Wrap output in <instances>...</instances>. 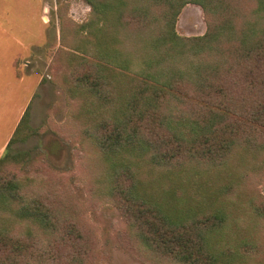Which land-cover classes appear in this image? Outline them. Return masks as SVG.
I'll return each instance as SVG.
<instances>
[{
  "label": "rangeland",
  "instance_id": "obj_1",
  "mask_svg": "<svg viewBox=\"0 0 264 264\" xmlns=\"http://www.w3.org/2000/svg\"><path fill=\"white\" fill-rule=\"evenodd\" d=\"M254 5L251 0L245 8ZM92 18L87 0H0V157L30 107L29 134L11 147L17 155L27 154L6 162L4 176L18 180L26 199L39 198L52 206L60 221L59 229L46 232L33 222L17 220L12 206L0 210V227L30 245L22 264H183L142 236V218L137 219L125 197L131 184L125 182L121 165L125 158L118 159L98 139L105 131L97 124L108 119V109L92 119L85 114L87 104L100 102L98 94L74 81V75L91 70L80 66V56L94 63L100 60L91 53L113 48L111 34L88 36L82 28ZM207 28L203 8L188 3L178 17L177 32L192 37ZM89 38L88 50L83 42ZM105 62L109 64L107 58ZM193 92L196 96L186 95L181 103L172 98L164 110L175 117L181 110L199 114L203 94ZM232 116L243 118L234 112ZM243 138L223 164L203 159L188 160L179 169L136 164L142 188L180 206L185 219L210 217L218 223L214 213L225 216L222 226L208 232L223 264H264V125L252 135L249 149ZM167 191L174 193L169 197ZM72 224L79 234L69 229Z\"/></svg>",
  "mask_w": 264,
  "mask_h": 264
},
{
  "label": "trees",
  "instance_id": "obj_2",
  "mask_svg": "<svg viewBox=\"0 0 264 264\" xmlns=\"http://www.w3.org/2000/svg\"><path fill=\"white\" fill-rule=\"evenodd\" d=\"M87 1L93 21L82 28L88 30V36L111 34L113 48L90 54L102 62L107 58L106 66L80 56V66L91 70L74 75V81L98 94L100 103L85 107L90 119L101 110H113L105 111L109 116L105 122L98 121V127L105 131L98 139L118 159L125 158L121 162L125 182H131L125 197L133 204L137 219L142 218L143 238L183 264H223L210 245L208 232L222 226L225 216L214 213L218 223L210 217L206 221L185 219L180 206L160 201L142 188L144 179L136 163L178 169L191 159L223 164L243 137L244 148L249 149L252 135L264 125V0H253L256 5L251 9L245 8L251 0ZM188 3L200 5L205 12L208 28L203 35L186 37L176 30L178 17ZM92 29L97 31L92 33ZM84 41L89 50L91 38ZM193 91L203 94L199 114L181 110L175 117L164 110L172 98L181 103L186 95L196 96ZM29 108L0 157V210L14 206L17 220L33 222L52 233L60 226L52 206L39 198L26 199L18 180L4 176L6 162L27 154L17 155L11 147L29 134ZM232 112L243 118L235 120ZM6 195L11 198L4 199ZM69 229L78 233L74 224ZM6 230L0 227V243L5 246L0 264H22L30 245Z\"/></svg>",
  "mask_w": 264,
  "mask_h": 264
}]
</instances>
